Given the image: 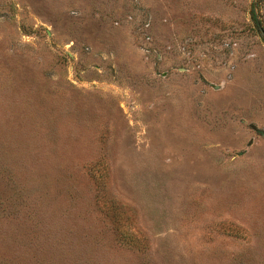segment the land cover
<instances>
[{
  "label": "rangeland",
  "instance_id": "obj_1",
  "mask_svg": "<svg viewBox=\"0 0 264 264\" xmlns=\"http://www.w3.org/2000/svg\"><path fill=\"white\" fill-rule=\"evenodd\" d=\"M0 264H264V0H0Z\"/></svg>",
  "mask_w": 264,
  "mask_h": 264
}]
</instances>
